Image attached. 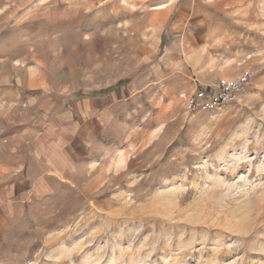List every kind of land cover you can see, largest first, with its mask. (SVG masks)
I'll return each instance as SVG.
<instances>
[{
  "label": "rangeland",
  "instance_id": "obj_1",
  "mask_svg": "<svg viewBox=\"0 0 264 264\" xmlns=\"http://www.w3.org/2000/svg\"><path fill=\"white\" fill-rule=\"evenodd\" d=\"M0 117V264H264V0H0Z\"/></svg>",
  "mask_w": 264,
  "mask_h": 264
},
{
  "label": "built area",
  "instance_id": "obj_2",
  "mask_svg": "<svg viewBox=\"0 0 264 264\" xmlns=\"http://www.w3.org/2000/svg\"><path fill=\"white\" fill-rule=\"evenodd\" d=\"M248 79L247 72L232 80L220 79L213 92L205 91L200 96H189L184 104L188 112L207 111L234 100Z\"/></svg>",
  "mask_w": 264,
  "mask_h": 264
},
{
  "label": "crops",
  "instance_id": "obj_3",
  "mask_svg": "<svg viewBox=\"0 0 264 264\" xmlns=\"http://www.w3.org/2000/svg\"><path fill=\"white\" fill-rule=\"evenodd\" d=\"M86 104L91 105L90 108H88V111H87V110H85V111H86V113H88V115H91V118H92V120H93V117L95 116V113H96L98 110L93 109V104H94V103H93L92 100H91L90 102H86ZM95 106H97V103H96ZM82 108H83V102L80 103V107H79V111H81V112H80L81 115L84 113V112H82ZM61 115H62V116H61ZM70 115H71V114H70ZM60 116H61V118L66 119V118H67V113H65V112H61V113H60ZM0 120H1V117H0ZM86 136H88V134H85V135H84V134H81L79 139H81L82 142H84V137H86Z\"/></svg>",
  "mask_w": 264,
  "mask_h": 264
}]
</instances>
